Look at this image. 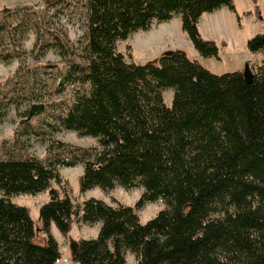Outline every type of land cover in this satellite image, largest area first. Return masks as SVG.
Wrapping results in <instances>:
<instances>
[{
	"label": "trees",
	"instance_id": "16d2710c",
	"mask_svg": "<svg viewBox=\"0 0 264 264\" xmlns=\"http://www.w3.org/2000/svg\"><path fill=\"white\" fill-rule=\"evenodd\" d=\"M222 5L235 9L233 0H43L40 9L28 3L0 10L3 56H16L31 32L36 57L41 46H56L67 68L55 92L80 87L58 114L60 128L98 137L101 146L94 152L60 139L53 157H0V264H56L61 249L51 223L67 233L75 220L101 221L96 237L78 239L72 258L80 264H128V250L136 264H264V58L249 82L241 69L213 72L184 50L137 62L117 45L154 20L180 15L195 48L218 54L199 22ZM76 12L84 26L77 42L53 21ZM248 47L264 52V32L252 35ZM30 72L35 86L41 80L36 68ZM10 86L0 81L4 95ZM167 87L175 89L171 104ZM78 162L82 190L142 185L136 205L90 197L80 209L52 184L61 179L58 165ZM45 189L42 242L29 207L11 197ZM159 198L166 206L141 221L138 208Z\"/></svg>",
	"mask_w": 264,
	"mask_h": 264
},
{
	"label": "rangeland",
	"instance_id": "374dc122",
	"mask_svg": "<svg viewBox=\"0 0 264 264\" xmlns=\"http://www.w3.org/2000/svg\"><path fill=\"white\" fill-rule=\"evenodd\" d=\"M235 9L222 5L217 10L204 12L200 18L199 29L205 38L215 39L219 45L218 54L205 56L193 45L188 33L183 29L182 18L176 15L169 21L159 22L154 20L149 29L133 31L128 38L120 39L117 43L119 50L123 51L128 60L146 62L158 58L168 50H184L188 56L199 60L205 67L213 72L244 70L246 63L256 70L264 58L263 51L252 52L248 47V39L258 33L264 32V0H258L260 13H257L253 0H233ZM34 4L37 9L42 8L43 0H0V10L5 7H14L17 4ZM54 25L60 30H65L73 41L82 36L84 31L81 14L68 13L55 20ZM36 36L33 32L21 40L16 56H3L6 49L0 45V81L8 82L15 87L7 94L0 90V157L15 155L22 156L26 153L34 154L41 158L53 157L58 151V140L81 147L101 148L98 137L80 135L75 130L60 128L58 114L65 113L68 105L74 100L80 90L79 85H66L61 93H56L59 75L67 68L65 59L59 50L52 44L40 47L39 57H36ZM7 44V43H6ZM128 45L132 48V57ZM56 64V65H55ZM31 68H36V79L41 82L32 86ZM43 82L53 85L48 90ZM79 87V88H78ZM175 89L167 87L164 90L165 101L172 103ZM44 102L45 107L39 113L29 116L33 103ZM51 145V151L47 147ZM61 175L60 181L52 180L53 186L60 187L72 198L80 209L84 200L90 197L102 198L110 204L122 201L132 206L140 198L144 187L142 185L126 188L116 184L112 189H103L96 185L87 190H82L80 179L84 171V163L75 165H58ZM12 200L29 207L38 230V241H45L42 236L40 207L50 198L49 190L37 193L21 192L12 195ZM164 199L159 198L147 202L138 208L141 221L146 222L164 208ZM101 221L85 223L75 220L72 229L65 233L52 221L51 231L59 242L61 257L56 264H80L72 258L70 242L81 237L92 238L99 233ZM128 264H136L137 257L128 250Z\"/></svg>",
	"mask_w": 264,
	"mask_h": 264
},
{
	"label": "water",
	"instance_id": "95a60500",
	"mask_svg": "<svg viewBox=\"0 0 264 264\" xmlns=\"http://www.w3.org/2000/svg\"><path fill=\"white\" fill-rule=\"evenodd\" d=\"M173 52H175V51L168 50V51H165V53H163V54H170V53H173ZM243 73H244L245 79L247 81L252 82L254 80V72H253V69L251 68V65L249 63H246V66H245V68L243 70ZM44 106H45L44 102L33 103V105L31 106V108L29 110V116H33V115L39 113L40 111H42ZM78 245H79V242H78L77 239H72L71 240L70 247H71V250H72L73 254H75L77 252Z\"/></svg>",
	"mask_w": 264,
	"mask_h": 264
},
{
	"label": "crops",
	"instance_id": "0c3cea01",
	"mask_svg": "<svg viewBox=\"0 0 264 264\" xmlns=\"http://www.w3.org/2000/svg\"><path fill=\"white\" fill-rule=\"evenodd\" d=\"M167 21H169V20H167ZM42 239H45V237H44V236H42ZM42 242H44V241H42Z\"/></svg>",
	"mask_w": 264,
	"mask_h": 264
}]
</instances>
